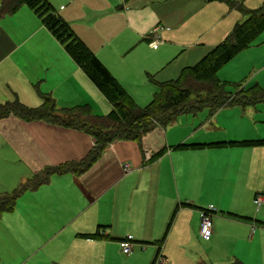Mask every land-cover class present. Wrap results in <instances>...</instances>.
Returning a JSON list of instances; mask_svg holds the SVG:
<instances>
[{
    "label": "crops",
    "instance_id": "crops-1",
    "mask_svg": "<svg viewBox=\"0 0 264 264\" xmlns=\"http://www.w3.org/2000/svg\"><path fill=\"white\" fill-rule=\"evenodd\" d=\"M47 1L128 94L145 104L140 96L152 97L161 83L174 80L177 72L182 73L180 70L185 68L181 69L182 66L188 67L190 63L170 64V54L163 52L154 59L145 57L140 47L147 45L156 53L165 47L180 48L176 33L215 0ZM224 1L230 10L235 9L230 2L244 4V0ZM155 5L161 6V10L154 9ZM185 36L188 35L181 39ZM153 40L157 41L155 47L151 45ZM25 42L41 49L36 53L45 58L42 68L33 67L8 84L2 83L0 75V96L11 89L23 99L30 85L40 80L37 86L42 85L41 93L55 99L57 108L88 106L96 113L111 111L110 101L68 55L41 17L22 5L0 18V66L12 63ZM195 56L197 53L192 55ZM163 66H168L169 72L160 73ZM64 85L71 86L68 90L83 87L86 93L74 99L72 95L77 91L63 95ZM17 94L14 98H18ZM42 102L41 98V103L39 100L32 104L38 107ZM254 104L223 106L210 112L209 119L194 129L188 124L191 119L181 116L168 126H156L140 141L114 140L82 173H54L45 183L31 188L32 192L26 190L13 209L5 211L19 216L12 239L22 243L13 248L8 264L106 261L108 248L120 249V242L129 236L133 237V252H138L129 254L132 261L141 255L146 256L143 264H175L172 258L180 256L194 259L190 251L200 239L199 211L209 205L215 206V214L220 215L213 219L214 233L209 242L224 233V222L240 224L252 237L256 224L264 222V206L256 215L252 211L255 196H264V143L242 142L264 138L234 133L211 139L204 136L220 129L217 120L228 109L238 111L243 107V117L254 120L258 113ZM234 117L238 116L229 115L231 122ZM201 133L204 134L200 136ZM225 139L241 142L218 143ZM0 140L6 146L5 160L15 172H22V178L41 174L49 167L81 162L95 146L92 135L84 130L45 120L25 121L16 116L0 119ZM126 164L132 170L126 171ZM42 188L48 189L46 196L31 197ZM98 230V235H84ZM239 254L246 263L253 264V257ZM236 260L243 262L229 254L223 263Z\"/></svg>",
    "mask_w": 264,
    "mask_h": 264
},
{
    "label": "trees",
    "instance_id": "trees-1",
    "mask_svg": "<svg viewBox=\"0 0 264 264\" xmlns=\"http://www.w3.org/2000/svg\"><path fill=\"white\" fill-rule=\"evenodd\" d=\"M22 5L33 9L43 24L65 48L68 55L86 72L90 80L106 96L112 105L107 115H94L88 106L57 108L55 99L40 92L43 102L38 107H29L17 97L0 102V119L16 116L25 121L45 120L92 135L95 146L81 162L62 164L46 168L31 179L24 180L11 193L0 194V214L11 211L16 200L28 189L49 180L54 173L74 171L82 173L100 157L109 142L141 138L156 126H168L181 114L195 113L204 108L214 113L226 105H248L264 101V88L260 85L241 87L230 92L226 82L218 76L219 68L241 50L247 48L250 39L264 29V2L255 9H247L243 3L230 2V6L241 11L247 18L238 22L232 32L216 45L201 60L185 67L174 80L163 82L153 100L140 107L125 88L112 75L102 61L72 30L70 25L55 11L47 0H3L0 18L15 12ZM264 140L245 141L242 144H262ZM264 226V222H260ZM84 234L87 236L98 235ZM162 241V240H161ZM231 264H244L236 260Z\"/></svg>",
    "mask_w": 264,
    "mask_h": 264
},
{
    "label": "rangeland",
    "instance_id": "rangeland-1",
    "mask_svg": "<svg viewBox=\"0 0 264 264\" xmlns=\"http://www.w3.org/2000/svg\"><path fill=\"white\" fill-rule=\"evenodd\" d=\"M263 2L264 0H244V6L247 9H253L263 4ZM153 8L157 11L161 10V6L155 5ZM243 17V14L239 10H230V7H228L224 0H215L209 3L203 11L197 12L188 24L176 33V39L182 45L180 48L165 47L163 50L156 53L152 52L146 45L147 48L143 46L144 49L140 47L139 50H141L143 56L152 59L158 57L162 52L168 53L171 56L170 64L182 65L186 61H189L190 64H187V66H192L197 63L202 55L209 53L211 48H213L212 46L220 43L230 34L235 23L242 20ZM184 35L188 36L181 39ZM37 50L41 51L40 48L37 47L36 49L28 42L19 46L13 62H7L0 66L2 83L8 84V82L13 81L16 76L28 74L33 67H35V70L41 69L45 58L41 54L36 53ZM194 53H197L195 58L192 57ZM167 67L168 66H163L160 69V73L169 72L170 69ZM184 67H186V65L182 66L181 69ZM180 73L181 72H177L173 79H177ZM218 76L221 80L226 82L225 87L230 92H236L240 86L249 87L260 85L264 88V29L256 33L250 39V44L247 48L241 50L219 68ZM39 81L40 80H37L34 86L30 85V89L24 92L23 99L18 96L15 90L7 89L6 94L0 96V102L11 101L14 98V94H17L18 99L25 105L37 107V105L35 106L32 103L39 100L41 103L40 90L42 89V85L40 86L39 84V86H37ZM156 84L158 85L157 82ZM69 87L71 86H63L64 89L61 90L63 95H69L75 90L77 92L72 95V98L75 99L80 93H86L83 87L80 90H68ZM155 95L156 93L153 94L152 97L151 94L145 95V98L140 96V99L146 101L145 104L140 100H136V102L140 107H146L153 100ZM254 105H257L256 108L258 109V113L254 116V120L243 117V107L238 109V111H230L231 109H228L223 111L221 117L217 120L220 129H216L213 131L214 133L207 134L204 137L208 139L212 137H228L234 133L235 136L253 135L255 138H264V101H260ZM107 109L108 108H106L105 111H107ZM91 110L97 115H107L109 113V111L105 113H96L92 108ZM209 114V109L204 108L196 113L181 114L179 117L183 116L191 119L188 124L194 129L209 119ZM230 114H236L241 119L234 117L231 122L229 118ZM203 134L204 133H201L200 136ZM240 142L241 141H230L229 139H225L220 140L218 143L229 145V143ZM4 154H7L6 146L0 140V194L11 193L17 189L24 180L32 178L31 176H29L31 178H22L20 175L22 172H15L11 163L8 164L5 160ZM42 176H44V174ZM27 191L32 192V189ZM47 194L48 189L42 188L38 192L32 193L31 197L43 198ZM261 208L263 207L257 209L256 206L253 205V215H256ZM16 217L19 218L16 212H3L0 214V264H8L13 254V248L22 246V243L14 242L12 239L13 228L17 222ZM218 218H220V215H218V213L214 214L213 219ZM223 229L224 233L210 242H207L201 237L196 241L194 248L190 251L194 259L184 256H180V258L173 257L174 263L198 264L199 262H203L206 264H224L223 262L228 260L229 254L235 255L246 263L239 257V253H241L242 255H246L245 257H253V264H264V228L262 225L256 224L255 233L252 237H250V232L246 234L245 229L238 223L224 222ZM108 249L106 261L92 260V262L88 264H95L97 261L96 264H131L130 262H135L133 264H143L142 259L146 257L141 255L132 261L130 255H126L122 252V248L119 249L116 246H110ZM136 254H138V252L134 251L133 255ZM156 264H159V262L157 261ZM246 264H250V262Z\"/></svg>",
    "mask_w": 264,
    "mask_h": 264
},
{
    "label": "built area",
    "instance_id": "built-area-1",
    "mask_svg": "<svg viewBox=\"0 0 264 264\" xmlns=\"http://www.w3.org/2000/svg\"><path fill=\"white\" fill-rule=\"evenodd\" d=\"M152 46L155 47L157 45V41L153 40L151 42ZM125 170L130 171L132 170V166L130 164L125 165ZM254 203L256 208H260L264 206V196L261 194L256 195L254 198ZM216 212V209L213 205H209L206 208L200 209V227H199V234L200 237L204 240L208 241L213 236V216ZM120 246L122 248V252L126 255H129L133 252V237L129 236L125 240L120 242Z\"/></svg>",
    "mask_w": 264,
    "mask_h": 264
}]
</instances>
